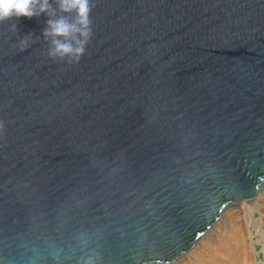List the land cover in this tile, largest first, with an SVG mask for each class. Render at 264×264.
<instances>
[{
    "label": "water",
    "instance_id": "water-1",
    "mask_svg": "<svg viewBox=\"0 0 264 264\" xmlns=\"http://www.w3.org/2000/svg\"><path fill=\"white\" fill-rule=\"evenodd\" d=\"M90 19L72 64L45 17L0 23V264L167 263L264 187V0Z\"/></svg>",
    "mask_w": 264,
    "mask_h": 264
},
{
    "label": "clouds",
    "instance_id": "clouds-1",
    "mask_svg": "<svg viewBox=\"0 0 264 264\" xmlns=\"http://www.w3.org/2000/svg\"><path fill=\"white\" fill-rule=\"evenodd\" d=\"M92 0H0V23L15 21L11 29L17 30L21 17H45L43 37L50 42L49 57L67 63H78L85 46L92 36ZM31 33L19 41V50L26 49ZM82 264H95L92 256H86Z\"/></svg>",
    "mask_w": 264,
    "mask_h": 264
},
{
    "label": "rangeland",
    "instance_id": "rangeland-1",
    "mask_svg": "<svg viewBox=\"0 0 264 264\" xmlns=\"http://www.w3.org/2000/svg\"><path fill=\"white\" fill-rule=\"evenodd\" d=\"M263 191H264V187L258 192V195L257 194L255 195V197L253 199H251L249 201H242V203H239L240 207H238V210H239L238 212H237V209L235 207H233V205L225 207L227 209H224L220 213L221 216L217 218L218 223H219V220H220V223L219 224L217 223L216 229L218 230L221 222L223 221V219L226 218V216L228 214L231 215L230 213L233 212L232 214H234V216L231 215V216H233L231 218V220H227L228 224L226 222V224L224 225L226 227L222 226L223 228L220 229L219 232L217 230L214 231L215 230L214 229L212 231L213 233L209 237H207V240L208 239L210 240V244L208 247L209 250L211 248L210 251H212V252L217 251L216 248L218 246H216V245H219L221 237L222 238L225 237V239H227L228 241H231V243L235 242V245L237 244V242H239L238 240L242 239L241 241H244V242L240 246L241 250H242L241 253H239L240 254V258H239L240 260L238 259L239 262L237 260L238 263L236 262L235 264H264V233L262 235L258 234L256 231V227L254 225H252L248 220L249 208L257 207V208L264 210V205H260L261 202L258 201L259 195ZM223 215L225 216V218ZM254 215L256 217L260 216L258 211H255ZM229 218H227V219H229ZM263 220H264V217H263ZM263 227H264V223H263ZM205 239L202 240L203 243L205 242ZM213 240H216V241H213ZM212 245H213V247H211ZM198 246H200V243L196 246V248H194L196 250H194L193 253H190V255H189L190 257L188 256V260H187V257L185 258V256L182 257L180 260L181 261L182 260L189 261L190 262L189 264H191V263L192 264H209L207 261L211 258V257L208 258V251L209 250L207 249V252L202 253V251L201 252L198 251V249H197ZM195 251H197V252H195ZM216 253L218 256H221L224 254L222 251H217ZM201 255H203V256H201ZM214 256L215 255H213V257ZM221 259H223V258L221 257ZM191 261H193V262H191ZM210 263H211V261H210Z\"/></svg>",
    "mask_w": 264,
    "mask_h": 264
},
{
    "label": "bare ground",
    "instance_id": "bare-ground-1",
    "mask_svg": "<svg viewBox=\"0 0 264 264\" xmlns=\"http://www.w3.org/2000/svg\"><path fill=\"white\" fill-rule=\"evenodd\" d=\"M257 195H258V193H257ZM249 201V200H248ZM258 201H260L261 203H260V205H264V191L259 195V200ZM239 203H242V201H240V202H236V203H232V204H230L231 206L233 205V207H235L236 209H237V212L239 211L238 210V207H240L239 206ZM230 205H228V206H230ZM235 205V206H234ZM224 209H227V208H224ZM223 209V210H224ZM222 210V211H223ZM221 211V212H222ZM247 211V210H246ZM255 211H258V213L260 214V216L259 217H256L255 215H254V212ZM233 213V212H232ZM232 213H230L231 215H233L234 216V214H232ZM248 220H249V222L252 224V225H254L255 227H256V231H257V233L258 234H260V235H262L263 233H264V227H263V223H264V220H263V217H264V210H262V209H260V208H257V207H251V208H249V211H248ZM226 214V213H225ZM224 214V215H225ZM223 215V216H224ZM231 215H227L226 216V218H225V216H224V218L225 219H223V221L221 222V224H220V226H219V228H218V230L216 229V226H217V223H218V219H216L214 222H213V224L201 235V237L195 242V244L191 247V248H189V249H187L186 251H184L183 253H181L176 259H174V260H172V261H170V262H167V263H160V264H189L190 262L189 261H184V260H180L182 257H184L185 256V258L187 257V260H188V256L190 255V253H193V251L194 250H196V249H194V248H196V246L200 243V246H198L197 247V249H198V251H202V253H204V252H207V249H208V247H209V244H210V240L208 239L207 240V237H209L213 232V230L214 231H218L219 232V230L220 229H222L223 227L222 226H224L225 224H226V222H227V220H231V218L233 217V216H231ZM221 216V214L218 216V217H220ZM231 216V217H230ZM217 217V218H218ZM230 217V218H229ZM222 218V217H221ZM227 218H229V219H227ZM222 220V219H221ZM219 223H220V220H219ZM218 223V224H219ZM227 224H228V222H227ZM249 226V225H248ZM224 227H226V226H224ZM224 230V229H223ZM223 232V231H222ZM243 233V232H242ZM232 234V233H231ZM229 235V234H228ZM223 236V235H222ZM206 238V239H205ZM203 239H205V242L203 243ZM217 240V239H216ZM216 240H213V241H216ZM242 240V239H241ZM241 240H238L239 242H237V244L235 245V242L233 243H231V241H228L227 239H225V237L224 238H220V243H219V245H216V246H218L216 249H217V251H222L224 254L223 255H221V256H218L217 255V251H215V252H212V251H210L211 250V248H210V250L208 251V258H210L209 260H207L208 261V263L209 264H235L236 262H237V260L240 258V254L239 253H241V244H243V242L244 241H241ZM197 244V245H196ZM196 245V246H195ZM211 247H213V245L211 246ZM251 248V247H250ZM195 252H197V251H195ZM197 254V253H196ZM213 255H215L214 257H213ZM201 256H203V255H201ZM190 257V256H189ZM221 257L223 258V259H221ZM190 259V258H189ZM240 260V259H239ZM239 260H238V262H239ZM243 260V259H242ZM210 261H211V263H210ZM186 262V263H185ZM188 262V263H187ZM191 262H193V261H191ZM237 262V263H238ZM241 263V262H240ZM192 264V263H191Z\"/></svg>",
    "mask_w": 264,
    "mask_h": 264
}]
</instances>
